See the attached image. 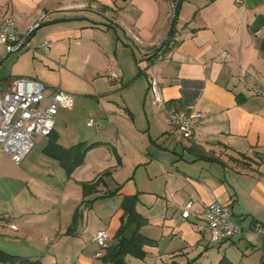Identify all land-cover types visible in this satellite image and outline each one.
I'll return each mask as SVG.
<instances>
[{"label": "crops", "instance_id": "crops-1", "mask_svg": "<svg viewBox=\"0 0 264 264\" xmlns=\"http://www.w3.org/2000/svg\"><path fill=\"white\" fill-rule=\"evenodd\" d=\"M176 1L0 0V20L14 15L19 33L42 20L30 37L33 45L49 41L44 51H36L42 57L68 64L77 51H86L87 56L93 51L104 59V76L110 80L109 69L123 65L119 54L123 50L138 67L133 81L145 76L141 95L150 96L151 105L149 81L156 77L170 105L202 112L194 122L193 137L184 139L165 115L148 106L149 123L142 136L137 124L117 123V138L94 140L100 144L87 152L70 176L44 152L47 136L41 148H33L16 164L26 172V185L0 189V214L18 226L14 230L0 225V248L38 262L17 264H110L103 261L106 250L93 237L105 229L109 245L116 242L126 195L138 196L137 209L146 218L141 232L156 241L145 247L148 264L217 263L221 246L246 236L242 226L246 223L264 237V97L246 90L238 76L245 68L264 85V0H179L175 9ZM88 30L94 39L101 36L96 32L114 30L118 35L114 52L105 37L98 43L84 40ZM27 50L16 53V64L25 55L36 57L35 51ZM224 50L229 51L228 58L222 56ZM0 55L5 60L11 54L3 46ZM122 69L117 68L124 82ZM17 77L41 81L47 96L60 87L67 96L56 116L73 107V95L36 69L4 78L0 94ZM96 93L102 104L101 93ZM125 109L134 119L128 103ZM54 134L66 148L78 143L71 144L70 135L56 127V121ZM85 184L90 185L86 193ZM189 200L196 209L215 200L231 205L233 217L243 223L241 231L213 242L203 218L182 216ZM256 225L263 228L261 234L254 231ZM213 244L220 250L217 256L211 254Z\"/></svg>", "mask_w": 264, "mask_h": 264}, {"label": "rangeland", "instance_id": "rangeland-1", "mask_svg": "<svg viewBox=\"0 0 264 264\" xmlns=\"http://www.w3.org/2000/svg\"><path fill=\"white\" fill-rule=\"evenodd\" d=\"M93 34L94 32L90 30L86 31L84 40L86 37L87 41L98 43L101 37H105L107 47L114 52L115 43L118 42V35L114 30L108 32V34L106 32H96V35H101L99 39L97 37L96 39L92 38ZM119 34L121 35L120 32ZM3 46L0 44V50H3ZM33 51L32 49H28L26 52L31 53ZM135 52L137 55L140 54L138 48H135ZM86 53V51H77L73 54L68 64H65L64 61H60L59 63V61L42 57V54L38 52L35 53L36 57L25 55L16 64V53H13L0 63V82L7 77L13 78L20 70L36 69L40 74H48L55 85H60L66 92L71 93L74 97L73 107L71 109H61L60 113L55 116L56 127L58 125L62 126L64 133L70 135L71 144L84 140H115L117 138V123L126 127V123L129 124V121L138 125V129L140 128L139 135L142 136L144 134V129L142 128H144L145 124L148 126L149 123L148 106H150L151 110H157L154 104L151 105L150 96H148V99H145L141 95V83H143L144 79L146 80L145 76H142L139 81H133L134 72L138 71V67L136 65L134 67L127 59L126 54H123V50H120L119 54L123 59V65L119 64L117 68H123L125 81H120L121 79L119 78L118 81L112 82L104 76L105 61L102 56L93 53V51H90L88 56ZM61 63L64 65L62 68H59V64ZM85 69H96L100 73L96 76L92 73L86 75ZM118 73L122 78L121 73L119 71ZM113 85L117 86L114 87ZM98 90L101 93L100 99L106 110L103 108L101 101H99L96 93ZM127 103L133 112L134 119H131L125 109ZM131 127L134 128V126ZM46 138V136H37L34 148H41L45 144ZM20 167L0 151V189L7 188L11 190L12 187L21 188L23 184L26 185V172H21L19 170ZM234 220L238 223L237 218H234ZM242 226L246 232V236L243 239L239 240V236H237L235 238L236 243L230 244L226 242L221 246V253L218 250L217 244H213L211 246V254L214 256H217L219 253L221 256L227 254L236 264H264V237L258 236L249 230L247 223ZM154 245L156 244L147 246ZM127 260L133 264H148V258L138 259L128 256Z\"/></svg>", "mask_w": 264, "mask_h": 264}, {"label": "built area", "instance_id": "built-area-1", "mask_svg": "<svg viewBox=\"0 0 264 264\" xmlns=\"http://www.w3.org/2000/svg\"><path fill=\"white\" fill-rule=\"evenodd\" d=\"M178 1L174 4L175 9ZM41 23L42 20L36 21L25 33H19L14 15L1 19L0 44L4 45L6 53H18L25 49L44 51L49 45L48 40L37 45L30 42L31 35ZM221 54L224 58L230 56L227 50L222 51ZM3 59L4 57L0 55V63ZM238 76L246 90L264 97V85H261L247 69L242 68ZM107 77L110 80H118L120 75L115 68H110ZM45 89V85L37 79L17 77L0 94V151L15 164L23 162L33 150L37 136L47 137L54 130L55 116L67 94L58 87L52 95L47 96ZM149 89L155 106L168 119L175 133L184 139L192 138L194 122L202 116V112L170 105L164 98L161 83L156 77L150 79ZM46 101L47 104L44 105ZM182 216L186 219L203 218L207 222L213 242L230 239L241 231V227L234 220L232 206L218 200L199 209L194 207L192 200H189L183 207ZM0 225L18 229L16 223H12L10 218L2 214H0ZM254 231L261 234L263 228L256 225ZM108 238V232L105 229H99L93 240L101 249L106 250L109 246Z\"/></svg>", "mask_w": 264, "mask_h": 264}, {"label": "trees", "instance_id": "trees-1", "mask_svg": "<svg viewBox=\"0 0 264 264\" xmlns=\"http://www.w3.org/2000/svg\"><path fill=\"white\" fill-rule=\"evenodd\" d=\"M158 52L154 53L150 57V62L153 61V57H156ZM48 142L44 147V152L56 158L61 166L65 169L67 176H70L73 170L81 165L86 157L87 152L93 147L100 144L99 141H81L68 148L61 145L58 141V136L54 134V130L48 136ZM89 184L84 185V191L86 193ZM114 192H110L112 194ZM137 195L124 196L121 207L123 209L122 223L118 229L115 237L116 242L109 245L105 254L102 256L103 261L110 264H129L126 261L128 255L143 259L145 258L147 251L145 247L147 245L156 244V241L145 236L141 232V227L146 223V218L137 209ZM78 218V214L75 215V221ZM0 262L17 264V263H29L34 262L29 258L19 256L5 251L0 248ZM169 264H179L173 261ZM186 264H235L226 255H223L217 263H200L196 260L187 262Z\"/></svg>", "mask_w": 264, "mask_h": 264}]
</instances>
